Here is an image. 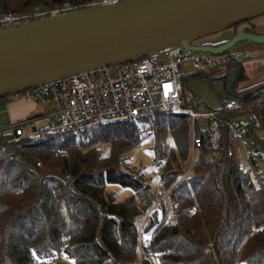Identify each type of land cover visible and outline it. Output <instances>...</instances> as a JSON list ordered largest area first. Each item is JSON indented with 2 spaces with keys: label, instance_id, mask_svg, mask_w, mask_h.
Listing matches in <instances>:
<instances>
[{
  "label": "trees",
  "instance_id": "obj_1",
  "mask_svg": "<svg viewBox=\"0 0 264 264\" xmlns=\"http://www.w3.org/2000/svg\"><path fill=\"white\" fill-rule=\"evenodd\" d=\"M101 1L0 0V14L30 15L33 21ZM233 35L230 29L214 34L208 46H221ZM232 67L237 74L225 85L224 103L234 99L241 109L225 116L250 113L246 132L255 136L264 122V82L239 91L247 76L240 62L226 69ZM209 73L184 78V95L189 81L209 79ZM193 99L185 103L196 110ZM188 126L187 116L156 117L20 149L14 146L28 137L16 140L1 129L0 264H151V254L159 264H264V169L251 161V176L228 158L223 131L217 149L197 150L182 178L190 156ZM148 138L153 156L167 157L163 190L175 186L169 196L171 225L164 222L167 204L154 207L147 166L126 163L128 152ZM258 142L264 148V139ZM65 175L72 178L73 190L63 182ZM110 184L131 193L118 200L107 190Z\"/></svg>",
  "mask_w": 264,
  "mask_h": 264
},
{
  "label": "water",
  "instance_id": "obj_2",
  "mask_svg": "<svg viewBox=\"0 0 264 264\" xmlns=\"http://www.w3.org/2000/svg\"><path fill=\"white\" fill-rule=\"evenodd\" d=\"M262 15L264 0H119L0 27V99L168 48L221 56L242 43L264 45V34L246 31ZM234 27L221 46L197 44Z\"/></svg>",
  "mask_w": 264,
  "mask_h": 264
},
{
  "label": "built area",
  "instance_id": "obj_3",
  "mask_svg": "<svg viewBox=\"0 0 264 264\" xmlns=\"http://www.w3.org/2000/svg\"><path fill=\"white\" fill-rule=\"evenodd\" d=\"M117 2L119 0H102L100 4ZM29 18L30 15L16 13L0 14V27L27 23L31 21ZM239 60L240 56L234 49L221 56H211L168 48L162 52L151 53L133 63L81 73L75 77L17 93L11 96L13 101L35 102L43 109L40 115L16 124H30L33 125V129L28 136L29 141L17 144L14 148L20 149L49 140L78 136L97 127L153 121L156 117L187 116L190 156L182 177L184 178L193 165L196 151L200 148L217 149L223 131L228 134V158L234 154L233 141L240 142L243 148L248 145L247 141L242 142V138L247 134L243 125L240 122L236 124L233 119L225 116L229 112L241 109L239 102L229 99L219 109L197 112L186 106L187 96L184 95L183 88V80L187 75L209 73L213 69L227 67ZM197 132L202 134L198 135ZM140 147L139 145L138 148ZM166 150L169 154L170 148L167 147ZM244 157L248 162L264 164V156H260L257 150L246 151ZM166 160L167 157L153 156L146 165L154 181V207L161 203L167 204L168 213L164 222L171 225L174 216L170 211L169 196L175 186L166 192L163 190L164 179L169 173ZM63 182L73 190L70 176L65 175ZM151 257V264H159L156 257L152 254Z\"/></svg>",
  "mask_w": 264,
  "mask_h": 264
},
{
  "label": "rangeland",
  "instance_id": "obj_4",
  "mask_svg": "<svg viewBox=\"0 0 264 264\" xmlns=\"http://www.w3.org/2000/svg\"><path fill=\"white\" fill-rule=\"evenodd\" d=\"M254 25L264 24V15L257 17L253 20ZM264 30V29H261ZM264 34V31H262ZM214 39H210L211 42ZM242 43L241 45H238L234 50H236L240 56L239 62L241 63L242 69L245 71V74L247 76L246 79L241 81L238 84L239 89H244L247 87H252L254 85H258L260 82L264 81V53L262 52V49H264V45H253L251 43H248L251 45L250 47L252 50H255L256 52L254 55L248 53L243 50V47L245 46ZM187 71V70H185ZM237 71L235 67L228 68L226 67H220L213 69L209 73V76L207 78L209 79H198L195 81H189L186 86V96L192 97L194 96L193 103L197 105V112H206L208 110H214L215 107H221L222 105V99L224 98V91H223V83L230 84L232 81H234L236 77ZM226 79V80H224ZM17 102V101H16ZM13 102V103H16ZM27 103V102H25ZM32 105L38 110V112L43 109L40 104L38 103H32ZM211 108V109H208ZM264 116V113H263ZM251 114L246 112L244 115H241L239 117L233 118V122L236 124L240 122L243 125V128L247 130V124L251 121ZM32 126L30 124L23 125V136H30L32 133ZM260 126V125H258ZM11 132V131H9ZM255 136L248 137L246 134L244 138H242V142L247 141L248 145L243 148L240 144V142L233 141V161L236 163L241 170L243 171H249L250 175L252 176L253 172L250 168V162L245 160V152L249 150H257L258 154L260 156H264V148L260 146L258 140L264 139V122L260 128H257V130L254 131ZM258 138V139H257ZM166 145L171 146V139L168 138L165 141ZM153 145L152 138H148L144 140L142 143H140V148L135 146L128 152L126 155V163L128 166L136 167V168H146V164L148 163V160L153 157V151L151 150ZM101 149L103 152L107 154V149L103 146H101ZM189 160V159H188ZM108 191L115 192V196L118 200H122L125 198L126 195H129L131 192L129 189L125 188L122 189L119 186L111 185L107 187ZM40 264H46V263H40Z\"/></svg>",
  "mask_w": 264,
  "mask_h": 264
},
{
  "label": "crops",
  "instance_id": "obj_5",
  "mask_svg": "<svg viewBox=\"0 0 264 264\" xmlns=\"http://www.w3.org/2000/svg\"><path fill=\"white\" fill-rule=\"evenodd\" d=\"M254 25V22L252 23ZM255 27V32L256 34H263L261 29H264V24H259V25H254ZM220 35H217V37H219ZM222 36V35H221ZM215 36H212V38H208V42L210 39H215ZM222 39V38H220ZM213 42V40H212ZM245 46L243 47V50L245 52H247L246 56L248 55V53L251 52L252 55H254V53L256 52L255 50H252V48L250 47L251 45H249L248 43L244 44ZM262 52L264 53V49H262ZM192 75H187L185 78L187 77H191ZM264 82V81H262ZM260 82V83H262ZM225 85H227V83H223V91H224V98L222 99V105L224 104V101L227 98V90ZM259 85V84H258ZM229 86V84H228ZM255 86V85H254ZM253 87V86H252ZM249 88V87H247ZM246 89V88H244ZM244 89H239V91H242ZM16 102L13 101L11 98L8 99H0V130L1 129H5L8 131H13L16 130V128H21L22 129V133L21 135H23V125H26L24 123L20 124V125H16L17 123L26 121L27 119L33 117V116H37L40 115V113L42 112V109L38 112V110L32 105V103H25L23 101H17ZM222 107V106H221ZM220 107V108H221ZM211 109V108H208ZM215 109H219V107H215ZM43 125V124H41ZM40 125V126H41ZM33 129V126H32ZM20 135V136H21ZM19 136V137H20Z\"/></svg>",
  "mask_w": 264,
  "mask_h": 264
},
{
  "label": "flooded vegetation",
  "instance_id": "obj_6",
  "mask_svg": "<svg viewBox=\"0 0 264 264\" xmlns=\"http://www.w3.org/2000/svg\"><path fill=\"white\" fill-rule=\"evenodd\" d=\"M248 23V25H250L251 26V29L250 30H246V31H248V32H251V33H256L255 32V27H254V25L252 24L253 23V20L252 21H249V22H247ZM236 28L237 27H235V28H233V29H230L231 30V34L232 33H235V31H236ZM230 38V37H229ZM197 44H203V45H211L212 44V42H207V41H198V43Z\"/></svg>",
  "mask_w": 264,
  "mask_h": 264
}]
</instances>
